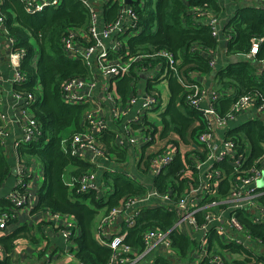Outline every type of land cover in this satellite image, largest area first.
Instances as JSON below:
<instances>
[{"label":"trees","instance_id":"1","mask_svg":"<svg viewBox=\"0 0 264 264\" xmlns=\"http://www.w3.org/2000/svg\"><path fill=\"white\" fill-rule=\"evenodd\" d=\"M230 1L235 4V7L226 20L223 33H227L229 37L226 43V55L234 58L235 61H230L219 69L215 66V52L218 44L216 37H213L205 23L206 16H198V12L220 15L216 0H186V2L183 0H132L126 9L132 11L130 20L135 27H125V34L115 39L119 45L118 51L110 52L103 60L110 65L120 63L130 65L128 75L116 80L118 90L125 98L131 95L126 92L127 84L133 83L136 86L140 81L141 75L138 72H145L158 63L165 64L168 70L166 79L171 100L160 117L163 124L162 135L166 136L170 132L177 135L172 140L173 145L182 140L184 144L192 143L193 147L199 148L201 145L198 143V135L206 129L201 113L189 106L185 89V98L180 101L184 111L176 106L177 96L182 91V87L178 84L175 73L169 70L166 60L156 56L161 51L173 56L179 76L184 77L189 72L213 76L212 91L220 97L216 111L221 117L226 116L235 101L242 96L256 97L255 106L257 107L261 105V99L264 101V67L259 66L264 63V0ZM98 2L101 26L114 24L119 20L121 10L114 0H98ZM24 8L25 5L20 0H2L0 5L2 26L7 36L14 41L15 50L24 52L19 72L25 77V82L15 83L12 93L19 95L22 103L29 95L32 96L33 104L29 107L32 113L31 119H34L41 130V135L36 140L19 144L17 153L24 164L28 165L33 159L43 166L44 185L37 195L36 210L50 215H70L75 220V230L71 232L74 248L71 249L75 252L77 262L107 264L111 251L100 246L95 238L101 219L112 208L121 206L125 200L145 196L148 192L147 187L140 182L129 183L123 175L106 174L103 177L106 186L104 192L102 189L98 193L78 191L79 178L92 166L72 157L68 147L73 136L82 131L83 117L90 108V103L83 105L64 103L61 99L62 85L71 79L88 80L91 76L82 58L71 57L66 53L63 38L69 31L87 29L90 24L89 11L80 0H61L57 8L48 7L33 15L26 13ZM131 31H137V33L133 36L129 35ZM257 40H260V43L256 55L246 58L245 56L250 54ZM76 41L81 44L78 38ZM74 46L76 47L77 44L75 43ZM153 81L147 82L146 88L155 84L158 79ZM155 107H158V102ZM195 122H198L196 126ZM239 129H230L223 135L236 144L239 153L242 150L247 153L245 139L249 140L248 159L241 169L260 168L264 160V126L260 122H255L240 126ZM67 130L71 134L64 139L67 137L64 136ZM113 133L109 130L106 134L102 133L98 139L99 143H106L110 151L116 134ZM117 149L112 151L117 153L119 151ZM193 153L194 156L191 158L182 157L177 153L159 174L151 177L148 186L177 200L185 187L195 186L198 183V172L193 158L204 159L205 154L202 147L200 152L193 151ZM119 155L122 156L121 153ZM149 161L150 159L147 158L143 171H149ZM216 167L221 172L232 174L230 165L216 164ZM10 173L11 166L4 158L0 144V188ZM228 189V183L222 182L219 187L220 197L224 198ZM258 200L264 207V197ZM1 204L0 213L8 212L13 216V213L19 210L8 202ZM221 209L222 206L213 207L211 212L220 213ZM254 217L248 210L236 212L242 233L250 236L254 246L251 245L250 249L242 248L240 244L224 246L216 238L215 233L211 234L212 231H210L209 241L211 245L218 247L213 252L208 249L200 263L211 264L213 255H217L222 261L224 257L218 251L220 248L233 257V259L225 260L223 264H264V252L259 251V247L264 250V224L254 222ZM72 218H70L71 221ZM175 219L176 217L166 212L162 206L141 209L135 225L130 228L125 226L124 242L133 250V253L139 254L143 251V234L146 231L167 232L174 225ZM202 219V214H198L199 223ZM42 224L49 225V222H42ZM76 229L77 235H75ZM20 232L16 231L12 235L0 238V245L6 253V257L0 261V264H14L10 255L16 239L21 237ZM168 238L172 253L167 255L153 250L142 258L143 264L148 260L152 264H193L195 262V255L200 249L199 239L178 231H171Z\"/></svg>","mask_w":264,"mask_h":264},{"label":"built area","instance_id":"2","mask_svg":"<svg viewBox=\"0 0 264 264\" xmlns=\"http://www.w3.org/2000/svg\"><path fill=\"white\" fill-rule=\"evenodd\" d=\"M25 5V12L28 14H37L45 8H57L61 0H20ZM88 9L90 15V24L87 29L68 32L63 38V46L69 56L82 58L88 67L91 76L88 80L71 79L62 85V101L71 105H83L90 103V108L86 111L82 131L71 139L68 147L69 154L72 157H81L82 152L88 149L94 156L103 157L104 149L98 143L101 134L107 130V124L103 118L97 117L100 105L92 102L96 100V92H104V100H113L111 85L102 82L101 78H115L127 74L130 69L129 64H106L103 60L110 52H117L119 45L116 42L118 38L125 34V27L134 28L135 25L130 20L132 11L126 9L125 0H114L120 7V17L114 24L107 26L100 25V16L95 0H80ZM198 16H206L207 26L213 37H216L220 29L219 17L214 14L198 12ZM3 17L0 15V29H2ZM100 25V27H99ZM81 44H78L76 39ZM10 39V38H9ZM116 39V40H115ZM12 49L7 55V63L13 71V83L23 84L25 77L20 74L19 68L24 58L23 51H17L14 48V41L10 39ZM77 44L75 47L74 44ZM260 40L255 41L249 55L246 58H252L256 55ZM157 57L166 60L169 70L175 73L176 77L187 92V102L189 106L198 110L203 119L206 131L198 135V143L203 148L204 159H199L195 168L198 172V183L195 186L189 185L182 193L181 197L174 200L170 195L160 193L152 189L143 197L129 198L121 206L112 208L100 221L96 233V241L100 246L106 247L111 251V256L107 264H135L143 257L147 256L152 249L163 246L165 250H170V240L168 235L171 231L182 232L184 229L188 232L192 230H202L208 232L212 228L216 235L220 236L235 229L240 232L241 241L246 242L250 236L242 233V227L237 221L236 212L239 210H248L255 217L253 221L264 224V207L259 203V198L264 197V189H261L258 182L264 172V164L260 168L252 167L248 170H242L244 163L248 159V153L245 150L237 152L236 144L224 135L216 138L215 132L218 129H224L228 124L235 120L241 113L255 106L257 98L252 95L242 96L235 101L230 112L221 117L216 111L219 95L214 91L201 88L193 82H185L177 73L173 56L165 51L156 54ZM213 64V63H212ZM262 68L264 63L259 64ZM1 81V79H0ZM13 95V93H12ZM16 101L20 100L19 95H13ZM259 108L264 110V101ZM155 95L146 93L141 101V110L148 111L157 104ZM33 104L31 95L22 103V109L26 112ZM114 119H119L121 115L116 109L112 110ZM22 138L14 144V150L19 144H26L36 140L41 135V130L34 119L20 124ZM148 138V136H147ZM149 139V138H148ZM244 152V153H243ZM247 152V149H246ZM174 157V153L161 151L150 158L149 165L154 173L169 164ZM16 178L13 189L6 195V201L16 208L29 206L30 194L27 192L28 182L31 177V168L24 164L17 155ZM216 164H225L232 167V174L221 172ZM226 181L229 189L224 198L220 197L219 186ZM78 191L81 193H98L100 186L96 185L89 174H84L79 178ZM155 200L158 206L165 205V210L176 217L172 228L167 232L159 230H148L143 234L144 247L141 253H133V250L125 244L126 232L114 233L110 231V225L122 218L126 228L135 225L139 214V206ZM222 206L220 213L210 211L213 207ZM154 208V207H153ZM202 214V222L199 223L197 215ZM50 214H47V216ZM225 215V217H222ZM57 215H52L55 218ZM12 217V214L0 213V232L3 230ZM74 223L70 219L64 220V226L60 228V234L66 243L71 242V232ZM200 238V249L202 258L208 252L209 246L205 237ZM237 241L234 244L243 242ZM212 263V259H211ZM71 264V263H69ZM80 264V263H77Z\"/></svg>","mask_w":264,"mask_h":264},{"label":"crops","instance_id":"3","mask_svg":"<svg viewBox=\"0 0 264 264\" xmlns=\"http://www.w3.org/2000/svg\"><path fill=\"white\" fill-rule=\"evenodd\" d=\"M183 1L186 2V0ZM1 3L2 0H0V5ZM98 3V0H95L94 4L99 7ZM216 3L220 8V15H218L220 29L216 36L218 44L215 52V66L217 69H219L221 66L226 65L230 61H235L234 58H229L226 55V43L229 37L227 33H223L226 20H228V18L231 16L235 4H233L230 0H216ZM125 7H127V5ZM98 9H100V7ZM205 23L207 24L206 19ZM136 33L137 31H131L129 35L133 36ZM124 40H126V38ZM12 48V43L10 42L9 37L6 34L4 26H2V29H0V144L2 147L3 156L11 166V173L5 180L4 185L0 188V209L2 205L1 203L7 202L5 200L6 195L13 189L15 183L17 164L16 158L18 153L17 149L14 150V144L17 140H20L22 138L20 124L23 122H27L32 118L30 109H27L25 112L22 109V101H16L12 95V88L15 83H13L12 80L13 71L7 63V55L10 53ZM138 73L141 75L140 81L136 84V86L135 84L133 85V83L127 84L126 92L131 95L126 96V98L123 97L119 92L116 80L127 76L128 73L123 74L119 77H115L113 79L101 78L102 82L105 83L108 81V84L111 85L113 100H104V92L97 91L96 100L92 102L93 105H96V103L100 105V110L97 117L103 118V120L107 124V130L105 131V134L109 130L110 132H114L113 134L116 133L112 140V143L114 145L111 151L116 148H118L117 150L119 151L117 153H114L113 151L111 152L106 143H99L98 140L99 145L104 149L103 157L94 156L90 150L85 149L82 152V156L76 158L92 166V168L88 169L87 174L92 176L93 181L96 185L100 186L102 192H104V189L106 187L103 180V177L106 174L116 176L123 175L129 183H144L147 187V191L149 192L150 190L154 189L153 187L148 186L151 177L159 174L165 166L158 173H154L150 165H148L149 171H143L146 167L145 161L147 158L150 159V157L161 151L174 153V156L179 153L182 157L187 156L188 158H191L192 156H194L193 151L200 152L201 149V146L199 148L193 147L192 143L184 144L182 140L179 141L176 145L171 144L172 140L177 136L173 132L168 133L166 136L162 135L163 124L161 122V125H157L155 120L159 118L161 121L160 114H162L165 110H163L159 115H155L156 111L153 110L154 107L149 111L141 110V101L145 94L148 92L155 95L157 99H159L158 107L160 106V99L162 97V94L154 88V86L158 83L166 84L168 100L165 109L167 108L171 100V92L169 89L168 81L166 79L168 70L167 68H165V64L160 65V63H158V65L156 64L153 68H149L145 72L140 71ZM180 77L185 82H193L203 87V89L207 90V94H209V91H211L212 88L214 89V81L212 82V75L207 76L205 74H199L197 72H189L188 75ZM154 79H158V81H156L155 84L151 85L150 87L146 88L147 82H154ZM177 82L182 87V91L177 96L176 106L181 111H184L181 104L182 102L180 101L185 98V90L182 84L179 83L180 81L178 80ZM113 109H116L119 112V115H121L119 119L112 118ZM84 117L82 127L84 125ZM255 122H260L264 126V110L253 105L251 108L241 113L223 130L218 129L215 132L216 138L219 135H223V133H227L230 129H238V126L240 125L245 126L249 123L251 124ZM197 124L198 122H195L194 125L196 126ZM70 134L71 133H69L68 136ZM68 136L64 137V139H67ZM147 136L149 139L147 138ZM245 140L248 144V147H246L248 153V151H250V142L248 139ZM119 153H121L122 156H120ZM193 160L194 164H196L199 159L195 157L193 158ZM262 164H264V160L262 161ZM27 167L31 168V177L29 179L27 187V192L30 194L31 203L29 204V206H26L19 209L17 212H14L12 218L6 224L5 228L0 232V238H3L12 235L16 231H21V237L16 239L14 248L10 255L12 262L14 264H77L78 262L75 258V252L71 249L72 247L74 248V244L72 243V241L70 243H66L63 240L59 229L60 227L64 226V220L70 219L72 217L70 215L58 214L57 216H55V218H53L51 217L52 215L47 216V214L43 213V211L36 210L38 204L37 195L39 194V190L41 189V187L44 185V169L38 161H35L33 159L29 161ZM187 187H185V189ZM259 187L261 189H264V185H261ZM185 189L183 190V192L185 191ZM159 206L155 200H151L146 204H141V206H139V209L141 210L146 207L155 208ZM161 206L165 208V205ZM222 217H225V215H222ZM42 222H49V225L42 224ZM72 222L74 223L75 227V220L73 219ZM74 230L75 229L73 228L72 231ZM124 230L125 224L122 218H118L116 223L110 225L111 232L120 234ZM212 230L213 229L210 228L205 235V232H202V230H192L188 232L184 229L182 232L189 234L194 239H199V241L200 238L204 235L209 246V250L213 252L218 246L211 245L209 241V232ZM210 233L212 234L215 232L212 231ZM77 234L78 230L76 229L75 235ZM216 236V238L220 240L221 244H223L224 246L234 244L237 241H241L240 232L236 231L235 229H231L225 234ZM241 242H243L242 248L250 249L251 245L254 246L251 238L247 239L246 242ZM153 250H158L167 255H170L172 253L171 249L165 250L163 246H158L157 248L152 249L151 252ZM218 251H220V255L223 256L224 259L221 258V261L217 255H213L211 264H223L225 260L233 259L231 254L222 251L220 248H218ZM259 251L264 252V250H261L260 247ZM151 252H149V254ZM201 255L202 254L199 252L196 253V260L193 264H201L200 262L203 260ZM5 257L6 253L0 245V261H2ZM143 263L144 259H140L135 264ZM145 264H152V262L148 260Z\"/></svg>","mask_w":264,"mask_h":264},{"label":"rangeland","instance_id":"4","mask_svg":"<svg viewBox=\"0 0 264 264\" xmlns=\"http://www.w3.org/2000/svg\"><path fill=\"white\" fill-rule=\"evenodd\" d=\"M97 8H98V6H97ZM154 88H155L159 93L162 94V97H161V99H160V106L155 108V111H156V114H155V115H159L163 110H165V106H166V103H167V100H168V98H167V88H166V84H165V83H158V84H156V85L154 86ZM155 122L157 123V125H161V121H160L159 118H157V119L155 120ZM237 125H238V124H237ZM237 125H236V126H237ZM240 126H241V125H240ZM240 126H238V129H239ZM239 130H240V132L242 131L241 128H240ZM68 134H69V131L67 130V131L65 132L64 136H67ZM245 144H246V147H248V144H247L246 141H245Z\"/></svg>","mask_w":264,"mask_h":264},{"label":"water","instance_id":"5","mask_svg":"<svg viewBox=\"0 0 264 264\" xmlns=\"http://www.w3.org/2000/svg\"><path fill=\"white\" fill-rule=\"evenodd\" d=\"M131 1H132V0H125V4H126V5H129V4H131ZM258 185H259V186L264 185V172H263V174H262V179L258 182ZM120 219H121V218H120Z\"/></svg>","mask_w":264,"mask_h":264}]
</instances>
